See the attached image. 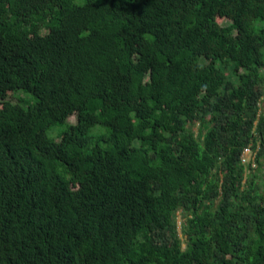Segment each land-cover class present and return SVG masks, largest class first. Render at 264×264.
<instances>
[{
    "label": "trees",
    "instance_id": "obj_1",
    "mask_svg": "<svg viewBox=\"0 0 264 264\" xmlns=\"http://www.w3.org/2000/svg\"><path fill=\"white\" fill-rule=\"evenodd\" d=\"M16 91L0 264H264V0H0Z\"/></svg>",
    "mask_w": 264,
    "mask_h": 264
},
{
    "label": "rangeland",
    "instance_id": "obj_2",
    "mask_svg": "<svg viewBox=\"0 0 264 264\" xmlns=\"http://www.w3.org/2000/svg\"><path fill=\"white\" fill-rule=\"evenodd\" d=\"M220 23L222 24H226L227 21L224 19H219L218 20ZM20 99L22 100H30V101H34L35 98L29 94L26 93L24 91H16L13 93H9L7 95V97L3 100L0 101V108H3L7 103H17L20 101ZM76 122V117L73 116L71 118H69V120L61 125H57L54 128H52L49 132H48V136L51 139H56L59 140V138L57 137L59 133L63 132L64 130H66L69 126V124L71 123H75ZM102 130L104 132H107L108 130L105 128H101V127H97L93 130V134H96L99 130ZM180 219V218H179Z\"/></svg>",
    "mask_w": 264,
    "mask_h": 264
},
{
    "label": "built area",
    "instance_id": "obj_3",
    "mask_svg": "<svg viewBox=\"0 0 264 264\" xmlns=\"http://www.w3.org/2000/svg\"><path fill=\"white\" fill-rule=\"evenodd\" d=\"M252 160V150L251 148H246L242 157L243 164H247Z\"/></svg>",
    "mask_w": 264,
    "mask_h": 264
}]
</instances>
